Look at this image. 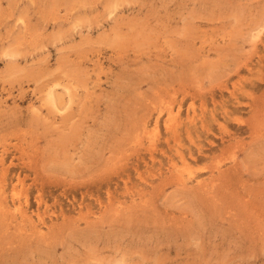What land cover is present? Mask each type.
Masks as SVG:
<instances>
[{
  "label": "rangeland",
  "instance_id": "obj_1",
  "mask_svg": "<svg viewBox=\"0 0 264 264\" xmlns=\"http://www.w3.org/2000/svg\"><path fill=\"white\" fill-rule=\"evenodd\" d=\"M0 264H264V0H0Z\"/></svg>",
  "mask_w": 264,
  "mask_h": 264
},
{
  "label": "bare ground",
  "instance_id": "obj_2",
  "mask_svg": "<svg viewBox=\"0 0 264 264\" xmlns=\"http://www.w3.org/2000/svg\"><path fill=\"white\" fill-rule=\"evenodd\" d=\"M49 95V94H48Z\"/></svg>",
  "mask_w": 264,
  "mask_h": 264
}]
</instances>
